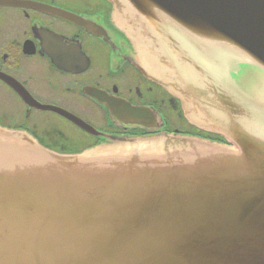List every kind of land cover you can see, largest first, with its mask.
Segmentation results:
<instances>
[{
  "label": "water",
  "instance_id": "95a60500",
  "mask_svg": "<svg viewBox=\"0 0 264 264\" xmlns=\"http://www.w3.org/2000/svg\"><path fill=\"white\" fill-rule=\"evenodd\" d=\"M108 1L139 70L225 142L58 154L0 127V264H264V0Z\"/></svg>",
  "mask_w": 264,
  "mask_h": 264
},
{
  "label": "flooded vegetation",
  "instance_id": "af4514ba",
  "mask_svg": "<svg viewBox=\"0 0 264 264\" xmlns=\"http://www.w3.org/2000/svg\"><path fill=\"white\" fill-rule=\"evenodd\" d=\"M111 9L108 0H0V127L58 154L161 132L225 142L139 70Z\"/></svg>",
  "mask_w": 264,
  "mask_h": 264
},
{
  "label": "rangeland",
  "instance_id": "374dc122",
  "mask_svg": "<svg viewBox=\"0 0 264 264\" xmlns=\"http://www.w3.org/2000/svg\"><path fill=\"white\" fill-rule=\"evenodd\" d=\"M247 71V69H246ZM249 78V74L247 72V74L245 75L244 72L240 73V75L238 76V79L240 82H246V80ZM220 136V135H219ZM107 145V144H106ZM99 146V145H98ZM102 146H105V145H102Z\"/></svg>",
  "mask_w": 264,
  "mask_h": 264
}]
</instances>
